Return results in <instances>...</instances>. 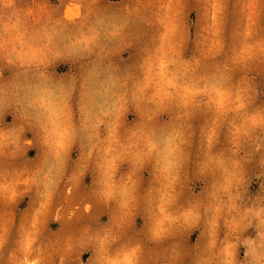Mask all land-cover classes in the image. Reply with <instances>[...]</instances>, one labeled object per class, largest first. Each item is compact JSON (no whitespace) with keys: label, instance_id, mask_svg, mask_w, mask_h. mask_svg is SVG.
Masks as SVG:
<instances>
[{"label":"rangeland","instance_id":"1","mask_svg":"<svg viewBox=\"0 0 264 264\" xmlns=\"http://www.w3.org/2000/svg\"><path fill=\"white\" fill-rule=\"evenodd\" d=\"M0 264H264V0H0Z\"/></svg>","mask_w":264,"mask_h":264}]
</instances>
